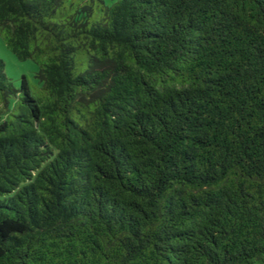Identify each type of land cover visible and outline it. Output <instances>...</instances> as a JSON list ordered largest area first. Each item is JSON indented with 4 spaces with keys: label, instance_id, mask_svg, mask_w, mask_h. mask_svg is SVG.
I'll use <instances>...</instances> for the list:
<instances>
[{
    "label": "trees",
    "instance_id": "trees-1",
    "mask_svg": "<svg viewBox=\"0 0 264 264\" xmlns=\"http://www.w3.org/2000/svg\"><path fill=\"white\" fill-rule=\"evenodd\" d=\"M0 35L42 85L0 59V264H264V0H0Z\"/></svg>",
    "mask_w": 264,
    "mask_h": 264
},
{
    "label": "rangeland",
    "instance_id": "rangeland-1",
    "mask_svg": "<svg viewBox=\"0 0 264 264\" xmlns=\"http://www.w3.org/2000/svg\"><path fill=\"white\" fill-rule=\"evenodd\" d=\"M76 3H88L92 0H74ZM97 5L105 4L111 6L118 0H94ZM99 18L98 16H95ZM0 59L4 60L6 64V74L8 78L13 82L17 89L21 86L23 76H27L29 86L32 94L37 96L41 89V83L36 78V73L39 70V66L31 59L21 61L19 60L8 48L4 38L0 35ZM17 98L11 97L8 102V107L0 105V123L12 117L13 114L17 113L16 109Z\"/></svg>",
    "mask_w": 264,
    "mask_h": 264
}]
</instances>
